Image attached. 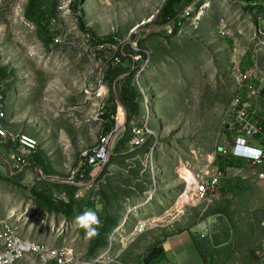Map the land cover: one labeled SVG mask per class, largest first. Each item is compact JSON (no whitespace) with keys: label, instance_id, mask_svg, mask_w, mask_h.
Here are the masks:
<instances>
[{"label":"rangeland","instance_id":"374dc122","mask_svg":"<svg viewBox=\"0 0 264 264\" xmlns=\"http://www.w3.org/2000/svg\"><path fill=\"white\" fill-rule=\"evenodd\" d=\"M61 2H42L46 15L41 24L26 15L29 1L23 10L18 8L19 0H4L0 8L5 124L15 133L35 135L38 153L48 167L47 174L42 173L41 166L34 168L32 157L22 176L11 175L4 159L10 157L12 146L0 144V215L13 216L24 237L50 247L72 246L87 258L91 237L84 228L80 231L74 222L77 216L49 210L40 196H49L55 206L72 198L78 202L80 215L93 211L100 221L119 220L130 207L144 201V193L156 180L161 186L157 195L165 200L164 206L154 204L153 211L160 215L172 207L178 190L175 170L180 159H189L190 146L207 153L230 149L232 138L226 124L232 101H250L264 112V0H210L196 28L184 20L177 31L172 24L159 25L167 0H118L110 5L74 0V15L64 20L57 15ZM185 4L176 10L181 12ZM53 18L57 23L52 22L47 30L46 22ZM57 38L64 40L58 43ZM103 42L130 44L127 50L135 55L113 65V52L97 49ZM134 64L139 69L130 83L142 101L140 118L149 119L153 132L148 147H134L131 122H119L124 124L118 131L113 129L102 181L88 177L68 183L82 155L92 152L107 133L114 105L117 122L122 107L119 88L130 76L123 74L114 82L113 76L131 71ZM239 71L251 75L246 83L236 78ZM151 165L159 169L155 176ZM242 168H227V176L236 182L226 180L211 202L189 207L177 221L138 237L123 254L124 263L146 264L151 248H163L168 237L189 232L212 264H262L264 186L241 178ZM169 178L174 186L167 183ZM91 183L94 186L87 188ZM167 188L172 193H165ZM148 209L142 208L138 218L150 216L145 215ZM163 260L148 264H163ZM18 264H38V260Z\"/></svg>","mask_w":264,"mask_h":264},{"label":"built area","instance_id":"2783aa9c","mask_svg":"<svg viewBox=\"0 0 264 264\" xmlns=\"http://www.w3.org/2000/svg\"><path fill=\"white\" fill-rule=\"evenodd\" d=\"M3 1L0 0V8ZM28 1L19 0L18 8L23 10ZM99 1L104 5H110L118 0ZM199 1L205 0H198L192 6H186L181 12L179 11L176 20L171 23L174 28L175 25L178 28L182 27L184 20H190L195 28L198 26L205 14V10L211 5L210 0H207L198 8H193ZM73 2L74 0H62L57 10L58 18L64 20L74 15ZM77 7L80 10L83 8L82 6ZM52 22L56 24L57 19H51L50 25ZM222 34H226L225 27L222 28ZM63 40L57 38L56 42L60 43ZM134 45L136 44H133V49ZM122 47L124 48L123 45L115 43H100L97 49L99 52L105 50L113 52L112 64L115 65L121 61L118 54ZM250 77L251 75L248 72L243 74L240 71L236 76L240 83H246ZM144 98L147 100V97ZM227 116L229 121L226 124V133L232 138L230 149L226 151L223 148H219L216 151L207 153L200 147L190 146L189 159L185 161L180 159V165L175 170L178 185L177 199L171 205L172 207L165 209L162 214L157 215L152 209L154 204L157 203L160 206H164L161 194L157 195L161 191V186L154 180L150 190L144 193L145 199L141 204L130 207L113 228L103 230L104 245L96 255L90 258L82 257L72 246L50 247L35 239L24 237L15 226L12 220L13 216L0 217V264H18L24 260L32 259H37L38 264H125L122 256L138 237L156 228L163 227L164 224L177 221L189 207H196L201 203L211 202L219 196L226 180L234 179L233 185L235 184L236 179L227 176V169L223 170L219 165V155L240 161L243 166L239 170L241 178H250L252 181L264 186V112L255 108L250 101H242L239 98H235L228 108ZM7 119L8 116L0 97V139L1 142L12 146L9 160L4 164L6 168L10 167L13 170L14 168L24 167L28 160L39 152L40 144L36 136L13 132L5 124ZM148 121L149 119L144 116L131 124V142L136 148L146 145L148 138L153 135ZM115 131L112 130L110 133L105 134L92 152H85L82 155L81 165L71 172L69 176L71 182L68 183L75 184L74 181L77 175H79L82 167L86 165L93 167L89 172V178L92 181L98 178L110 158V144ZM153 149L149 148V155L153 154ZM158 170L156 166H150V171L154 176ZM180 170L186 171L188 176H182ZM81 177H83L82 174ZM170 179L167 180V183L174 186V181ZM93 186L94 183H91L87 188H92ZM168 191H172V189L169 190L167 188L164 192L168 193ZM167 195L166 198H168ZM159 198L160 201H157ZM129 200L127 199V201ZM146 207L150 209V216L138 218V212ZM132 217L135 219L134 222ZM99 225L102 226L101 221ZM262 257H264V251Z\"/></svg>","mask_w":264,"mask_h":264},{"label":"trees","instance_id":"16d2710c","mask_svg":"<svg viewBox=\"0 0 264 264\" xmlns=\"http://www.w3.org/2000/svg\"><path fill=\"white\" fill-rule=\"evenodd\" d=\"M44 0H29L28 3V7L26 10V15L28 16L29 19L35 20L37 23L41 24L40 21L42 20V18H45V15L43 11H41L42 9V2ZM182 1H186V0H167L166 4L163 6L160 14H159V25L160 27H164L168 24L173 23L177 16L179 15V11L176 10L177 5H179ZM50 26V20L48 19V23L46 22V29L48 30ZM175 31L178 30V26L175 25ZM90 32V30H89ZM105 43V42H103ZM100 44V43H99ZM124 48L122 47V49L119 52V57L121 59H130L134 56V53H131L127 50L128 46L130 47V44H127V46L123 45ZM131 48V47H130ZM117 65V64H115ZM139 64H134V67L131 71L127 72L125 71L124 73H118L116 75L113 76V82L116 81L121 75H125V74H129V78H126L125 83L121 85V87L119 88V102L122 104V106L124 107V109L127 112L126 115V122H134V120H137L140 118V116L142 115V108H141V99L139 94L137 93V91L131 86L130 83V78L134 76V74L136 73V71L139 69ZM118 71L120 72L121 70L118 69ZM118 84V83H117ZM116 112V105L113 106L110 114L108 115V124H107V129L106 132H111L115 127H116V120L114 118ZM125 120V113L123 112L122 107L119 108L118 110V123L119 122H123ZM106 133V134H107ZM148 147V145H146ZM149 150V148H148ZM35 161L32 163L34 168H38V166H41V171L42 173H46L47 174V170L48 167L45 164V161L43 159V157L37 153L34 156ZM111 162V160H110ZM218 163L221 166V168L223 170H226L228 167L232 166V165H237V166H242V163L238 160H235L233 158H229L226 156H218ZM92 166L90 165H86L84 167H82L79 175H77L76 177V181H82L85 179H88L89 177V172L92 170ZM105 168L104 170L102 169L101 174L98 176V178L96 180H101L102 177L105 175ZM81 174L83 175V177H81ZM18 176H22V173L20 172ZM224 192V191H223ZM40 196V195H39ZM40 198L42 200H44L47 203L48 209L51 211H55V212H59L62 214H65L66 216H79L81 209L78 207V202L73 200L71 198V200L68 203H64L62 202V204L60 206H55L53 204V202L51 201V199L49 198V196L44 195V196H40ZM119 220L115 219V218H107L106 220H101L102 222V226L101 225H94V227H96L97 230V234L91 236L90 239V244L88 247V254L89 257H93L94 255H96L100 249L103 247L104 245V241L102 238V232L104 229H110L113 228ZM194 239V237H193ZM196 246L199 250V252L201 253L204 261L206 264H212V262L209 260V257L207 256V254L205 253V250L202 246V244L200 242H197L194 239ZM148 259L146 260V264H148L150 261H154L156 259H158L160 257L161 254H163L164 250L163 248H159V247H153L151 248L150 251H148Z\"/></svg>","mask_w":264,"mask_h":264},{"label":"crops","instance_id":"0c3cea01","mask_svg":"<svg viewBox=\"0 0 264 264\" xmlns=\"http://www.w3.org/2000/svg\"><path fill=\"white\" fill-rule=\"evenodd\" d=\"M197 1L198 0H186V1H182L179 5L181 7L182 4H185V3L190 4L192 2L195 3ZM185 6H186V4L183 5V7H185ZM0 97L2 100L3 96L1 95V93H0ZM33 136H35V135H33ZM2 143L3 142H1V139H0V144H2ZM0 155H3V154L0 153ZM30 159L28 160V163L26 165H24V167L14 168L13 170H11L10 167H7L6 169L10 172L11 175L18 176L20 172L23 173L26 171L27 168H29L28 165H31ZM8 160H9V158L4 159V163H6V161H8ZM169 190H171V188H169ZM170 193H172V191H170ZM161 199L165 200L162 197H161ZM157 201H160V198L157 199ZM148 213L149 214L151 213L150 209H148L146 211L145 215H147ZM154 213H156L155 210H154ZM8 215L9 214L0 215V217H7ZM80 231H84V229L81 228ZM41 243H45V242H41ZM89 244H90V242H89ZM163 250H164L163 254H161L160 257L158 258V259L162 258V260L164 259L163 264H206L201 253L199 252V250L196 246V243L193 239V235H191V233H189V232H183L181 234H174L171 237H168L166 242L163 245ZM263 251H264V248H263ZM80 255L85 258V256H83L82 254H80ZM87 258H90V257L88 256ZM158 259H156V260H158ZM262 264H264V257L262 258Z\"/></svg>","mask_w":264,"mask_h":264},{"label":"clouds","instance_id":"9594fccd","mask_svg":"<svg viewBox=\"0 0 264 264\" xmlns=\"http://www.w3.org/2000/svg\"><path fill=\"white\" fill-rule=\"evenodd\" d=\"M79 227L84 228L86 235L91 237L97 234L96 227L94 225H99L100 220L96 212L86 211L81 215L77 216L74 221Z\"/></svg>","mask_w":264,"mask_h":264},{"label":"bare ground","instance_id":"6f19581e","mask_svg":"<svg viewBox=\"0 0 264 264\" xmlns=\"http://www.w3.org/2000/svg\"><path fill=\"white\" fill-rule=\"evenodd\" d=\"M211 2H212V1H211ZM201 3H202V2H201ZM118 110H119V109H118ZM117 123H118V115H117ZM124 123H125V121H124ZM124 123H121V124L118 123V125L121 126V125H123ZM180 174H181L182 176H184V177L188 176L187 172L184 171V170H180Z\"/></svg>","mask_w":264,"mask_h":264},{"label":"water","instance_id":"95a60500","mask_svg":"<svg viewBox=\"0 0 264 264\" xmlns=\"http://www.w3.org/2000/svg\"><path fill=\"white\" fill-rule=\"evenodd\" d=\"M124 111H125V121H126L127 112L125 109H124ZM120 128H121V126H119L118 123H116V131H118Z\"/></svg>","mask_w":264,"mask_h":264}]
</instances>
